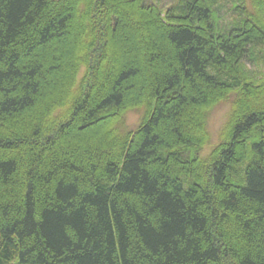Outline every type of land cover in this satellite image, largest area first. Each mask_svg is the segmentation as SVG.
<instances>
[{
  "label": "trees",
  "instance_id": "1",
  "mask_svg": "<svg viewBox=\"0 0 264 264\" xmlns=\"http://www.w3.org/2000/svg\"><path fill=\"white\" fill-rule=\"evenodd\" d=\"M250 1L225 32L216 0H0V264H264Z\"/></svg>",
  "mask_w": 264,
  "mask_h": 264
},
{
  "label": "rangeland",
  "instance_id": "2",
  "mask_svg": "<svg viewBox=\"0 0 264 264\" xmlns=\"http://www.w3.org/2000/svg\"><path fill=\"white\" fill-rule=\"evenodd\" d=\"M191 0H145L146 4L157 5L163 10L172 7H180ZM244 8L247 13H241L237 4L233 0H216L214 8L217 9L218 17L222 28H226L225 32H231L233 29L243 26V22L247 15L253 12V6L250 0H244ZM244 63L251 74L260 78L264 76V44L257 45L254 50L248 53L244 59ZM234 95H232L233 97ZM230 103L222 102L215 107L209 117V130L211 131V142L198 152L199 156L205 157L220 142L221 133L227 122L230 112ZM142 117V112H130L128 116L129 124L136 128Z\"/></svg>",
  "mask_w": 264,
  "mask_h": 264
}]
</instances>
